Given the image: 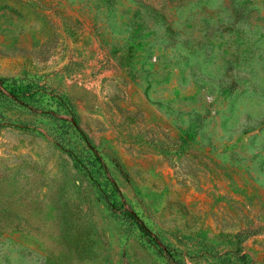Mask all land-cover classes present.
<instances>
[{
    "label": "rangeland",
    "instance_id": "obj_1",
    "mask_svg": "<svg viewBox=\"0 0 264 264\" xmlns=\"http://www.w3.org/2000/svg\"><path fill=\"white\" fill-rule=\"evenodd\" d=\"M0 79V264H264V0H0Z\"/></svg>",
    "mask_w": 264,
    "mask_h": 264
},
{
    "label": "trees",
    "instance_id": "obj_2",
    "mask_svg": "<svg viewBox=\"0 0 264 264\" xmlns=\"http://www.w3.org/2000/svg\"><path fill=\"white\" fill-rule=\"evenodd\" d=\"M34 92L31 93V84L30 83H16V81L11 82L10 84H4V81L0 79V95L13 100L16 104L24 107H30V99H33ZM48 114L52 116H57L54 110H46ZM58 117V116H57ZM64 122L68 119L61 118ZM76 134H80V130L77 128L73 120H68L66 123H63L60 128L57 130L58 144L66 149L75 159L80 157L81 149H79V141L76 139ZM77 161L78 158L76 159ZM101 163V168L104 169L103 163ZM143 229H145L143 227Z\"/></svg>",
    "mask_w": 264,
    "mask_h": 264
}]
</instances>
